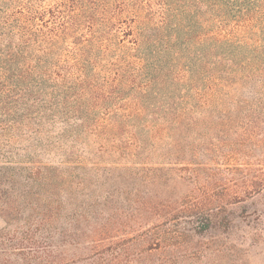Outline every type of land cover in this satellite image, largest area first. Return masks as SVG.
<instances>
[{"label":"trees","instance_id":"1","mask_svg":"<svg viewBox=\"0 0 264 264\" xmlns=\"http://www.w3.org/2000/svg\"><path fill=\"white\" fill-rule=\"evenodd\" d=\"M258 146L264 0H0V264H117L132 238L176 246L177 232L106 227L86 171L158 147L190 164L193 152L214 162ZM237 188L244 201L264 175ZM142 204L141 217L153 211ZM199 212L202 231L217 215L192 207L195 234ZM59 244L82 255L65 259Z\"/></svg>","mask_w":264,"mask_h":264},{"label":"rangeland","instance_id":"2","mask_svg":"<svg viewBox=\"0 0 264 264\" xmlns=\"http://www.w3.org/2000/svg\"><path fill=\"white\" fill-rule=\"evenodd\" d=\"M214 153L193 152L189 156L192 163L188 164L185 153L158 147L145 156H135L134 163L127 160L108 166L110 169L86 171L91 178L87 201H104L98 218L109 220L106 227L124 233L151 229L167 237L179 233L176 246L154 239L120 241L118 247L125 249L117 264H264V189L240 202L232 196L241 180L264 175V146L246 149L239 159L220 160L215 156L214 162L208 161V155ZM96 171L107 179L94 180ZM145 201L153 211L141 217L138 211ZM192 207L217 212L208 230L202 231L204 218L199 212L200 232H192L198 227L190 214ZM255 211L263 213L261 222L254 219ZM223 214L232 217L228 230L218 222ZM255 225L262 228L259 235L254 232ZM59 245L56 252L65 259L82 255L80 247Z\"/></svg>","mask_w":264,"mask_h":264}]
</instances>
